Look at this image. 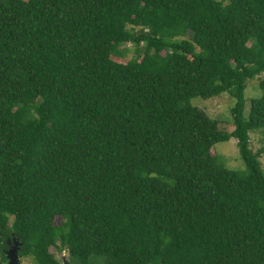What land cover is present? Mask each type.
<instances>
[{
  "label": "trees",
  "instance_id": "1",
  "mask_svg": "<svg viewBox=\"0 0 264 264\" xmlns=\"http://www.w3.org/2000/svg\"><path fill=\"white\" fill-rule=\"evenodd\" d=\"M262 75L264 0H0L2 259L264 264ZM223 94L231 132L190 104Z\"/></svg>",
  "mask_w": 264,
  "mask_h": 264
},
{
  "label": "rangeland",
  "instance_id": "2",
  "mask_svg": "<svg viewBox=\"0 0 264 264\" xmlns=\"http://www.w3.org/2000/svg\"><path fill=\"white\" fill-rule=\"evenodd\" d=\"M6 2L7 0H3ZM186 40L189 39V36L185 37ZM142 47V46H141ZM133 46L126 45L119 48V53H116L115 58L122 60L123 63H126L128 60H134L137 58L136 53L133 52ZM264 79L262 77L257 78L253 81H249L247 84V90L245 92L246 107L244 116L249 115L251 108V101L254 99H260L262 97V92L260 90V83ZM193 107H197L203 112H205L211 120L215 121H226L228 122L229 131H233L231 126V115L230 111L235 106V100L232 99L228 94H223L218 98H213L210 100H202L195 98L191 100L190 103ZM250 147L254 153H259L264 147V138L261 133H254L250 135ZM212 155H215L217 162L222 164L225 168L235 172H246V167L242 161V158L239 154V148L237 141L235 139H230L228 142L218 143L212 149ZM261 167L264 171V155H260ZM59 223V220L57 221ZM57 258L59 262L68 261L69 256L66 250L51 251ZM64 259V260H63ZM20 264H33V261L30 259H21ZM35 264V263H34Z\"/></svg>",
  "mask_w": 264,
  "mask_h": 264
},
{
  "label": "water",
  "instance_id": "3",
  "mask_svg": "<svg viewBox=\"0 0 264 264\" xmlns=\"http://www.w3.org/2000/svg\"><path fill=\"white\" fill-rule=\"evenodd\" d=\"M19 243L15 240H13L12 244L8 245V252H7V260H8V264H19ZM64 260V259H63ZM62 264H66L65 260Z\"/></svg>",
  "mask_w": 264,
  "mask_h": 264
},
{
  "label": "flooded vegetation",
  "instance_id": "4",
  "mask_svg": "<svg viewBox=\"0 0 264 264\" xmlns=\"http://www.w3.org/2000/svg\"><path fill=\"white\" fill-rule=\"evenodd\" d=\"M13 240H15V239H6L5 240V245H6V249H2L1 250V252H2V255L4 256V258L6 259V261H4L3 259H2V256L0 255V264H8V260H7V252H8V245L9 244H12L13 243ZM16 241V240H15ZM20 246V245H19ZM18 250H19V248H18ZM20 259V258H19ZM21 260V259H20ZM19 264H20V261H19Z\"/></svg>",
  "mask_w": 264,
  "mask_h": 264
},
{
  "label": "clouds",
  "instance_id": "5",
  "mask_svg": "<svg viewBox=\"0 0 264 264\" xmlns=\"http://www.w3.org/2000/svg\"><path fill=\"white\" fill-rule=\"evenodd\" d=\"M62 263H63V261H62Z\"/></svg>",
  "mask_w": 264,
  "mask_h": 264
}]
</instances>
